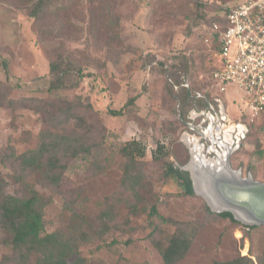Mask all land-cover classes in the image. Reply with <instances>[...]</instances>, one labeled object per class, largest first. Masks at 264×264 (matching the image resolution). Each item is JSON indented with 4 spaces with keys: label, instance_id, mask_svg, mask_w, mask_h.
I'll list each match as a JSON object with an SVG mask.
<instances>
[{
    "label": "rangeland",
    "instance_id": "rangeland-1",
    "mask_svg": "<svg viewBox=\"0 0 264 264\" xmlns=\"http://www.w3.org/2000/svg\"><path fill=\"white\" fill-rule=\"evenodd\" d=\"M36 1L0 0V81L10 86L8 98L23 100V105H0V149H33L45 130L84 132L75 119L57 127L35 109L39 100L80 97L94 109L81 113L102 125L107 169L93 173L90 156L80 155L68 160L55 186L39 174L17 181L12 164H0L4 191L25 196L34 188L50 199L44 209L46 231L89 234L80 246L88 264H163L150 238L153 204L163 216L204 224L177 264H213L239 255L258 264L264 224L248 229L229 218L212 217L201 196L185 195L182 180L164 173L167 162L180 168L190 158L182 141L185 132L193 131L185 124L188 112L217 95L212 75L219 47L212 25L242 0H48L38 19L29 15ZM51 62L66 71V87L50 88ZM241 96L231 85L221 95L230 116L228 130L240 121ZM114 110L122 114L114 115ZM241 120L248 131L231 163L242 167L244 175L251 172L264 180V113L254 121ZM133 139L146 149L144 157L137 155L145 163L146 184L144 199L138 201L121 186L127 160L121 147ZM160 144L164 148L155 158ZM104 210L116 218L99 236ZM154 221L168 233L175 230L172 224ZM12 253L11 238L0 227V261Z\"/></svg>",
    "mask_w": 264,
    "mask_h": 264
},
{
    "label": "trees",
    "instance_id": "trees-1",
    "mask_svg": "<svg viewBox=\"0 0 264 264\" xmlns=\"http://www.w3.org/2000/svg\"><path fill=\"white\" fill-rule=\"evenodd\" d=\"M48 0H37L29 9V15L38 19ZM225 13V11H224ZM223 13V14H224ZM223 14L214 21H223ZM50 73L53 79L51 89L66 87V71L59 63L51 62ZM10 86L0 81V105H23V100L8 98ZM188 92L186 96H188ZM185 96V97H186ZM133 99V98H132ZM132 99L130 101H132ZM37 101L35 99H31ZM205 105L207 102L205 100ZM83 108L94 111L89 103H84L82 98L74 100L43 101L39 100L35 109L43 114L45 121L62 124L75 119L84 132L56 133L45 130L39 135V142L33 149L17 153L13 146L0 149V164L11 163L14 169L12 177L23 181L30 174H39L41 180L49 185L57 186L67 169V162L80 155L90 156V169L93 173H104L107 167L104 164V133L100 122H91L81 113ZM114 115H121L122 110L112 111ZM164 148L158 145L153 152L155 158ZM121 152L127 160L123 170L121 186L129 191L136 200L144 199L141 190L145 189L144 161L138 160L137 155L144 157L146 149L141 143L133 139L121 147ZM165 175H174L182 180L185 195H194L192 182L187 171L174 166L173 162L165 164ZM5 179L0 168V227L10 236L13 253L5 255L0 264H88L86 257L82 256L80 246L86 243L91 236L84 231L73 232L57 229L47 232L45 228L44 209L50 199L42 196L36 189L30 188L27 195L16 196L4 191ZM136 211V205L132 206ZM207 213L212 217L229 218L237 222L232 213H212L207 207ZM116 218L111 210L101 213V230L99 236L106 234L111 226L110 222ZM152 231L151 243L162 257L163 264H177L188 253L193 240L203 223L194 221H180L159 213L157 205L153 204L149 213ZM154 218L162 223H169L175 227L172 233L166 232L159 226ZM255 229L256 226H246ZM34 259V262H33ZM213 264H255L249 255H239L234 259L221 261L215 260ZM258 264H264V252L258 257Z\"/></svg>",
    "mask_w": 264,
    "mask_h": 264
},
{
    "label": "built area",
    "instance_id": "built-area-1",
    "mask_svg": "<svg viewBox=\"0 0 264 264\" xmlns=\"http://www.w3.org/2000/svg\"><path fill=\"white\" fill-rule=\"evenodd\" d=\"M212 26L219 47L218 66L212 75V84L217 93L214 100L224 104L221 95L230 85L243 92L238 108L240 121L229 130L231 139L241 140L248 131L247 124L241 118L254 121L264 113V0H242L226 8L223 21H214ZM189 113L191 119L188 123L204 126L206 118L203 111L192 108ZM196 113L200 118L198 122L192 117ZM222 118L227 122L230 120L228 113ZM220 129L218 125L215 132L218 138L221 137ZM201 130L205 134L208 131L207 128ZM189 135L193 139H202L196 131Z\"/></svg>",
    "mask_w": 264,
    "mask_h": 264
},
{
    "label": "water",
    "instance_id": "water-1",
    "mask_svg": "<svg viewBox=\"0 0 264 264\" xmlns=\"http://www.w3.org/2000/svg\"><path fill=\"white\" fill-rule=\"evenodd\" d=\"M206 100L211 108L210 99L206 97ZM185 124L202 136V139H193L188 132L182 136L190 158L180 169L189 173L194 194L201 196L215 213L230 212L237 222L246 226L263 225L264 180L256 179L251 172L244 175L242 167L234 168L231 163V156L240 148L241 140H218L214 124L208 128V134L202 132L203 125ZM208 138L209 144L204 141ZM215 143L221 149L216 148Z\"/></svg>",
    "mask_w": 264,
    "mask_h": 264
},
{
    "label": "flooded vegetation",
    "instance_id": "flooded-vegetation-1",
    "mask_svg": "<svg viewBox=\"0 0 264 264\" xmlns=\"http://www.w3.org/2000/svg\"><path fill=\"white\" fill-rule=\"evenodd\" d=\"M210 101H211V103L213 102L212 103L213 106H214L213 108H210L209 103L206 100L207 105L204 104V106L202 108H198L197 107L195 109L198 110V111H200V112L203 111V115L206 118V124L204 123V126L207 128V130H208V128L212 124H214L215 125V127H214V133H215L217 131L216 130L217 126L220 125L221 126V129L220 130H222L221 131V137L218 138L216 136V138H218V140L223 141V142H229L230 139H231L230 136H229V130H228L227 127H225L227 121L224 118H222L227 113L226 112V106H225V104H222L221 102H219V103L218 102H215L213 96L211 97V100ZM199 121H200V118H199ZM195 126H197V125H195ZM208 131H207L206 134H208ZM192 132H194V130ZM204 141L205 142L207 141V144L210 143V139L209 138H208V140H204ZM214 145L216 146V148L221 149V148H219L217 146L216 143Z\"/></svg>",
    "mask_w": 264,
    "mask_h": 264
},
{
    "label": "crops",
    "instance_id": "crops-1",
    "mask_svg": "<svg viewBox=\"0 0 264 264\" xmlns=\"http://www.w3.org/2000/svg\"><path fill=\"white\" fill-rule=\"evenodd\" d=\"M213 97H214V96H213ZM226 111H227V109H226ZM192 117H195V118H196V122L199 121V117H198V114H197V113L194 114V116H192ZM229 117H230V116H229ZM190 119H191V117H190V113L188 112L187 120L190 121ZM237 122H239V121H237Z\"/></svg>",
    "mask_w": 264,
    "mask_h": 264
}]
</instances>
